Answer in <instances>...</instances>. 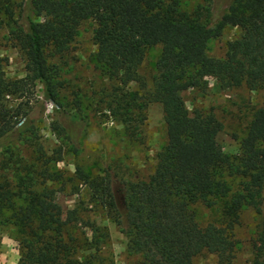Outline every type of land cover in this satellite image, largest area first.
Wrapping results in <instances>:
<instances>
[{
    "label": "trees",
    "instance_id": "trees-1",
    "mask_svg": "<svg viewBox=\"0 0 264 264\" xmlns=\"http://www.w3.org/2000/svg\"><path fill=\"white\" fill-rule=\"evenodd\" d=\"M205 1L188 11L177 0H0V29L7 30L8 40L24 54L26 70L23 77L10 78L0 57L1 144L27 129L26 122L17 124L29 119L37 84L44 101L61 105L60 68L49 57L68 50L85 20L94 23L95 61L111 81L109 111L123 123L129 140L139 137L147 102L161 105L166 144L156 153L146 180H121V206L108 170L103 175L76 171L94 210L124 235L127 251L136 256L134 264H193L204 249L216 253L219 264H230L241 208L250 206L263 215L264 105L254 109L236 156L216 146L223 127L217 116L211 111L192 115L180 91L199 85L206 76L223 87L244 84L264 91V0H232L215 22L212 0ZM228 25L237 26L240 35L227 43L223 57L210 56L209 41ZM155 45L161 50L146 97L130 84L139 80L145 49ZM10 97L22 100L11 104ZM65 117L70 124L53 128L77 152L82 117L78 112ZM5 151L13 155L8 145ZM9 159L10 166L19 161ZM25 170L16 188L0 182V216L18 229L17 264H114L105 254L108 227L78 206L63 210L53 190L36 188V172ZM233 175L243 180L231 192L226 177ZM221 200L219 223L199 222L190 208L196 202L211 207ZM262 222L255 264H264Z\"/></svg>",
    "mask_w": 264,
    "mask_h": 264
},
{
    "label": "rangeland",
    "instance_id": "rangeland-1",
    "mask_svg": "<svg viewBox=\"0 0 264 264\" xmlns=\"http://www.w3.org/2000/svg\"><path fill=\"white\" fill-rule=\"evenodd\" d=\"M182 9L191 11L205 0H177ZM232 0H212V20L217 21ZM42 17V16H41ZM94 23L83 21L78 33L67 51L49 57V62L60 68L58 100L61 105L44 101L40 84L33 89L30 100V117L24 122L26 130L0 143V182L8 181L16 188L18 176L26 168L37 174L36 188L46 187L54 191L57 202L63 210L78 206L91 218L104 223L109 229L106 257L114 264H134L135 255L129 254L126 239L118 226L110 219L99 215L89 202V193L82 180L77 178V167L92 175L110 172L112 189L118 204L122 205L121 180H146L153 172L156 153L166 144V128L161 105L156 101L147 102L145 119L135 141L128 139L123 123L109 111V77L95 61L96 44L93 39ZM241 30L228 25L218 37L212 38L207 52L215 58L223 57L229 41L237 38ZM161 47H147L139 66V80L130 88L139 90L148 97L152 81L157 73L156 61ZM0 57L3 59L5 75L20 78L26 74L25 58L21 50L7 37V30L0 29ZM185 105L192 115L213 112L222 122V130L217 134L216 146L222 152L238 156L239 139L245 136L255 108L264 105V91L250 90L246 85L221 86L213 76L204 77L199 85L180 91ZM21 98H9V103L17 104ZM78 112L82 119L77 131V152L69 141L53 128L52 124H70V115ZM12 149L13 155L5 151ZM19 159L11 166L10 159ZM21 158V159H20ZM8 166V167H7ZM231 184V192L240 187L243 178L239 175L226 177ZM224 200L208 207L196 202L190 205L199 222L219 223ZM8 212H5V216ZM3 219L0 216V219ZM263 215H256L250 206H243L239 222L234 228L235 246L230 264H255V245L262 228ZM16 225L7 219L0 221V264H17L20 258V244ZM193 264H219L216 253L206 249L193 257Z\"/></svg>",
    "mask_w": 264,
    "mask_h": 264
}]
</instances>
